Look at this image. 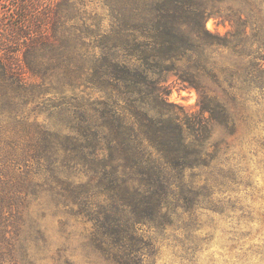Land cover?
I'll list each match as a JSON object with an SVG mask.
<instances>
[{"label": "rangeland", "instance_id": "1", "mask_svg": "<svg viewBox=\"0 0 264 264\" xmlns=\"http://www.w3.org/2000/svg\"><path fill=\"white\" fill-rule=\"evenodd\" d=\"M158 1L56 0L62 23L57 30L66 32V43L59 45L57 53L45 49L39 55L76 72L86 60L101 61L108 52L113 53L111 39L117 28L123 29L125 41L147 43L154 32ZM182 1L188 13L176 29L190 36L192 50L189 59L177 61L180 71L197 73L209 94L228 101L234 125L215 127L204 154L210 162L186 170L183 179L172 181L161 218L144 222L129 214V207L113 206L117 197L110 193L93 196L98 193L94 187L78 189L93 196L91 200L85 194L80 200L58 196L52 190L56 182L51 186L45 167L35 164L38 129L51 125L56 130L58 125V131L69 134L67 119L72 127L77 126L82 107L90 105L101 112L117 100V92L98 83L88 89L78 87L76 82L65 88L61 84L60 90L49 82L51 77H40L33 82L46 84L45 94L31 93L24 99L15 96L12 106L0 103V206L6 207L5 223L9 225L4 239L16 238L11 216L15 208H22L30 217L21 233L30 245V264H118L117 253L121 254L123 246L116 249L98 240L103 237L99 228L109 226L123 231L131 245L133 239L139 242L141 255L149 257L145 264H264V0H249L251 4L241 0ZM13 4L0 0V13H11ZM243 8L246 13L240 12ZM238 19L234 26L239 28L241 19L248 39L229 34L235 30L230 21ZM205 32L213 38L204 39ZM198 33L202 41L196 40ZM168 84L165 102L173 106L166 107L171 113L180 118L183 113L199 114L200 95L195 88L174 74L168 75ZM61 103L70 115L64 119L58 114ZM138 106L147 108L139 102ZM24 151L29 152L23 155ZM66 158L70 159L68 151L54 157L75 184L88 185L89 174L81 168L69 169ZM22 176L26 180L21 191L28 200L21 204L15 180ZM105 232L107 239H115Z\"/></svg>", "mask_w": 264, "mask_h": 264}, {"label": "trees", "instance_id": "2", "mask_svg": "<svg viewBox=\"0 0 264 264\" xmlns=\"http://www.w3.org/2000/svg\"><path fill=\"white\" fill-rule=\"evenodd\" d=\"M11 1H14L11 13H0L1 105H15V96L24 99L31 93L45 94L46 84L33 82L40 77L41 80L51 77L49 82L60 90H63L61 84L65 88L76 82L78 87L85 86L88 89L98 83L101 88H112L117 92V100L112 106L108 103L101 112L90 105L82 107L78 112L77 126L72 127L70 119H67L69 125L65 128H68L69 134L58 131V125L56 130H52L51 125L38 129L34 146L38 153L35 164L45 167L52 179L51 186L56 182L52 190L58 191L57 195L67 200H80L84 194L91 200L93 196L108 192L112 197H117L113 200V206L123 209L129 207V214L132 213L140 221L152 222L159 216L161 218L167 195L172 192V181L183 179L186 170H194L210 162L204 156L207 139L212 137L216 126L234 125L228 101L209 94L200 84L197 73L180 71L181 66L177 61L189 59L192 50L190 36L176 29V25L188 13L185 3L182 0H159L153 19L154 32L147 43L125 41L123 29L117 28L111 39L113 53L108 52L101 61L92 58L86 60L74 72L70 67L62 68L60 61H49L45 55H39L45 49H50L49 54L53 51L57 53L59 45L65 46L66 43V32L57 30L62 23L59 22L61 13L56 0ZM241 1L251 4L249 0ZM213 8L218 10L214 5ZM240 12L246 13L244 8ZM119 14L126 17L125 13ZM230 22L235 30L229 34L248 39L241 27V19L239 28L234 26L239 19ZM203 37L213 38L208 32ZM67 39L69 44L70 38ZM196 40H203L199 33ZM170 74L199 92V114L192 116L183 113L180 118L179 114L171 113L172 110L166 108H173L165 102L169 94ZM120 102L126 104L119 106ZM138 102L147 108L141 110ZM58 114L60 119L67 115L69 117L68 107L61 103ZM61 151L69 152L70 159L66 158L69 169L81 168L89 174L88 185L75 184L72 175L59 167L54 157ZM25 180L23 176L15 180V194L20 200L22 197L21 204L28 200L21 191ZM31 183L29 179L28 184ZM81 187H94L98 193L91 197L86 191L78 192ZM116 208L112 210L116 211ZM21 209L15 208L11 216L15 221L16 238L7 241L4 239L9 226L5 223L7 212L6 207L0 206V264H30L27 253L30 245L21 236L25 219L30 220V217L25 216ZM110 228H99L103 237L98 240L116 249L123 246L121 254L117 253L118 264H145L149 257L141 255V247L137 245L139 242L133 239L134 245H131L123 238V231ZM105 231L115 236V239H107Z\"/></svg>", "mask_w": 264, "mask_h": 264}]
</instances>
